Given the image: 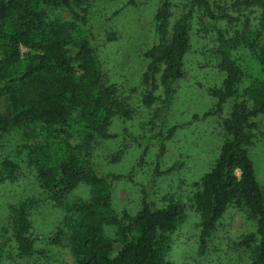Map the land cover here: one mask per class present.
<instances>
[{
	"label": "trees",
	"instance_id": "trees-1",
	"mask_svg": "<svg viewBox=\"0 0 264 264\" xmlns=\"http://www.w3.org/2000/svg\"><path fill=\"white\" fill-rule=\"evenodd\" d=\"M97 1L0 0V136L20 137L13 158L0 162V187L15 181L23 164L55 206L63 207L81 185L90 189L88 199L72 201L63 227L49 238L52 245L66 241L76 264H173V235L187 220L186 204L171 199L157 207L144 196L137 213H118L113 192L121 177L103 176L92 166L97 142L115 137L109 132L114 118L131 111L107 82L88 25ZM176 1L158 0L154 23L159 42L146 53L143 102L150 105L163 90L161 108L170 105L184 78L195 19L201 32L214 36L208 54L225 75L215 92V110L205 114L221 121L224 141L192 197L200 218L199 254L207 253L218 223L236 207L256 229L235 247L250 264H264V187L251 157L259 136L255 119L264 115V0H232L229 5L181 0L188 10L171 29L170 9ZM63 12L71 18H60ZM223 24L237 31L227 35ZM113 38L109 34L108 40ZM230 99L234 104L224 117ZM156 113L162 117L163 108ZM175 131L161 140L168 141ZM164 150L160 146L159 158ZM39 204L27 199L10 206L18 259L38 253L31 213ZM3 251L1 247L0 256Z\"/></svg>",
	"mask_w": 264,
	"mask_h": 264
},
{
	"label": "rangeland",
	"instance_id": "rangeland-1",
	"mask_svg": "<svg viewBox=\"0 0 264 264\" xmlns=\"http://www.w3.org/2000/svg\"><path fill=\"white\" fill-rule=\"evenodd\" d=\"M98 0L91 8L89 26L99 45L102 69L108 84L114 86L117 96L131 108L128 116H117L110 127L115 137L99 140L91 158L94 169L103 176H120L114 182L113 206L118 213H137L144 196L157 207L167 201L181 200L188 210L184 225L173 235L170 254L173 264H250L235 243L255 231L253 223L236 207H231L220 220L203 256L199 254V214L194 208L192 197L196 184L210 170L216 161L224 141L221 121L205 114L215 110L218 99L215 92L222 87L225 75L216 68L215 59L208 54L213 46L214 36L200 31L193 20L191 50L185 59L184 78L169 106L162 107L159 99L163 90L150 105L143 102L146 87L143 75L148 67L147 51L157 42L154 16L158 0ZM222 5L232 0H213ZM170 9V24L184 15L188 6L177 0ZM62 19L69 20L71 14L63 12ZM227 35H233L237 27L223 24ZM82 33L83 30L81 29ZM113 34V40H108ZM26 51V50H24ZM234 100H228L223 107V116L230 115ZM4 112L0 105V113ZM259 135L251 147V157L256 175L264 187V115L255 119ZM176 128L168 140L161 138ZM20 137L17 133L0 136V162L13 158ZM160 146L164 155L159 158ZM146 152L142 158L143 152ZM121 155L118 158L119 154ZM19 177L0 187V264H76L66 241L57 245L49 238L69 216L70 204L76 198L88 199L90 189L81 185L63 207L48 202L42 195L35 173L21 165ZM160 174H157V173ZM33 199L39 206L31 213V236L37 240L38 253L31 259L16 257V243L10 227V206ZM1 254V253H0Z\"/></svg>",
	"mask_w": 264,
	"mask_h": 264
}]
</instances>
